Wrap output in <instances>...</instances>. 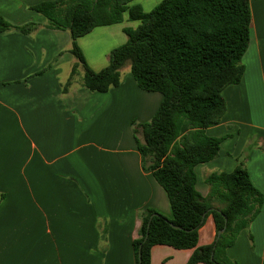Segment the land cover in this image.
Segmentation results:
<instances>
[{
  "label": "crops",
  "instance_id": "0c3cea01",
  "mask_svg": "<svg viewBox=\"0 0 264 264\" xmlns=\"http://www.w3.org/2000/svg\"><path fill=\"white\" fill-rule=\"evenodd\" d=\"M41 1L0 0V14L12 24L39 25L29 35L0 34V264H136L138 214L151 208L172 216L164 190L143 168L130 126L149 121L161 95L140 90L128 72L117 87L90 91L81 85L79 66L63 92L75 63L70 35L47 28L45 17L30 9ZM159 1L132 4L149 11ZM249 3L243 76L223 89L226 110L206 128L223 140L217 157L194 171L195 187L206 196L209 173L244 164L263 202L226 254L238 264H264V0ZM137 25L125 13L121 23L79 37L88 66L104 68L110 51L126 41L123 28ZM215 236L207 213L197 246ZM192 252L156 244L150 264H187Z\"/></svg>",
  "mask_w": 264,
  "mask_h": 264
},
{
  "label": "trees",
  "instance_id": "16d2710c",
  "mask_svg": "<svg viewBox=\"0 0 264 264\" xmlns=\"http://www.w3.org/2000/svg\"><path fill=\"white\" fill-rule=\"evenodd\" d=\"M132 1L45 0L30 9L45 17L47 28L69 32V52L75 63L63 92L79 65L83 68L81 85L106 92L120 84V70L129 62L136 86L161 95L149 121L132 120L130 125L143 168L152 172L164 190L172 216L151 208L138 214L140 227L133 240L136 264H150V250L156 244L193 249L187 264H238L227 257L226 250L260 212L263 196L242 162L230 172L209 173L206 196L195 187L194 168L217 157L223 140L208 135L206 128L217 124L226 110L223 89L240 83L243 76L241 60L250 40L249 0H160L149 11L131 5ZM125 13L138 25L123 28L126 41L110 51L104 68L93 71L77 39L98 26L121 23ZM38 26L33 21L15 25L0 14V34L29 35ZM207 213L212 215L216 235L225 219L226 228L211 244L197 246L198 230Z\"/></svg>",
  "mask_w": 264,
  "mask_h": 264
},
{
  "label": "water",
  "instance_id": "95a60500",
  "mask_svg": "<svg viewBox=\"0 0 264 264\" xmlns=\"http://www.w3.org/2000/svg\"><path fill=\"white\" fill-rule=\"evenodd\" d=\"M151 217H152V215L150 216V218H151ZM150 218H149V221H148V223H147V232H146V234H145V236H144V240H145V239L147 238V236H148V228H149V224H150ZM226 224H227V220L225 219L224 226H223L222 229L218 230L217 235H216V238H218L219 235H220L222 232H224V230H225V228H226ZM171 225L174 226L173 224H171ZM212 255H213V252L211 253V258H212ZM138 257H140V250L138 251Z\"/></svg>",
  "mask_w": 264,
  "mask_h": 264
},
{
  "label": "rangeland",
  "instance_id": "374dc122",
  "mask_svg": "<svg viewBox=\"0 0 264 264\" xmlns=\"http://www.w3.org/2000/svg\"><path fill=\"white\" fill-rule=\"evenodd\" d=\"M134 2V0L130 3V4H132ZM130 21H132V20H130ZM131 27V26H130ZM125 38H126V36H125ZM78 71H81V72H83V70H82V66H80L79 65V68H78ZM121 76H123V75H125V73H130V69H129V62H127V63H125V65L121 68ZM147 122V121H146ZM131 126V125H130ZM4 197V196H3ZM2 200V199H1ZM0 200V201H1ZM54 247V246H53ZM53 249V248H52ZM49 250V249H48ZM50 253H51V251H50Z\"/></svg>",
  "mask_w": 264,
  "mask_h": 264
}]
</instances>
